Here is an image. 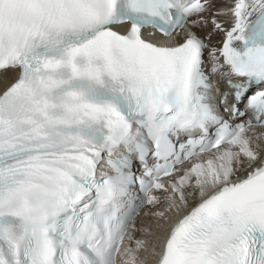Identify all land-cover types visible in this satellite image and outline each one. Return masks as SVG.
Here are the masks:
<instances>
[{"label": "snow or ice", "instance_id": "1", "mask_svg": "<svg viewBox=\"0 0 264 264\" xmlns=\"http://www.w3.org/2000/svg\"><path fill=\"white\" fill-rule=\"evenodd\" d=\"M0 82V264H264V0H0Z\"/></svg>", "mask_w": 264, "mask_h": 264}, {"label": "bare ground", "instance_id": "2", "mask_svg": "<svg viewBox=\"0 0 264 264\" xmlns=\"http://www.w3.org/2000/svg\"><path fill=\"white\" fill-rule=\"evenodd\" d=\"M217 39H219V38H217ZM2 86V82H0V87Z\"/></svg>", "mask_w": 264, "mask_h": 264}]
</instances>
